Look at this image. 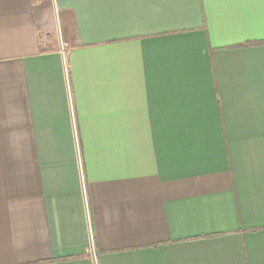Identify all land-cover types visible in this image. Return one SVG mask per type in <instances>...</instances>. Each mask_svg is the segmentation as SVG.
Wrapping results in <instances>:
<instances>
[{
    "label": "crops",
    "instance_id": "obj_1",
    "mask_svg": "<svg viewBox=\"0 0 264 264\" xmlns=\"http://www.w3.org/2000/svg\"><path fill=\"white\" fill-rule=\"evenodd\" d=\"M0 264H264V0H0Z\"/></svg>",
    "mask_w": 264,
    "mask_h": 264
}]
</instances>
